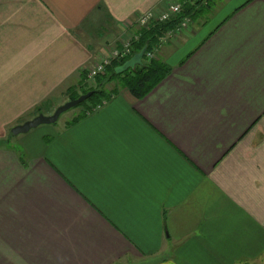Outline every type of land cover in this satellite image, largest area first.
<instances>
[{"label":"crops","instance_id":"obj_1","mask_svg":"<svg viewBox=\"0 0 264 264\" xmlns=\"http://www.w3.org/2000/svg\"><path fill=\"white\" fill-rule=\"evenodd\" d=\"M191 1L0 0V264L264 263V0ZM173 3L147 96L12 135Z\"/></svg>","mask_w":264,"mask_h":264},{"label":"trees","instance_id":"obj_2","mask_svg":"<svg viewBox=\"0 0 264 264\" xmlns=\"http://www.w3.org/2000/svg\"><path fill=\"white\" fill-rule=\"evenodd\" d=\"M190 11L191 10H184L183 16L190 14ZM176 21H173L163 27L152 26L147 30H142L141 39L134 47V55L143 49H146V53L149 52L159 36L162 35L167 28L173 27ZM131 58H128L120 63H115L112 67H110L109 72H107L105 76L109 75V81H118L120 85L126 87L135 97L144 98L165 78V76L169 73V69L158 60L147 62L144 57L143 64L141 66H137L135 70H129L125 73L117 74L115 72L116 68L123 66ZM89 92H94V95L90 100L84 102L76 108H84V111L74 120L75 122L84 118L88 113H90V111L99 107L103 102L108 101L111 95L104 90L92 89L87 90L84 95ZM77 98L79 97L73 96L71 100H75ZM94 99L96 101L92 102ZM85 106H88V108H85ZM37 112H42V109H38Z\"/></svg>","mask_w":264,"mask_h":264},{"label":"built area","instance_id":"obj_3","mask_svg":"<svg viewBox=\"0 0 264 264\" xmlns=\"http://www.w3.org/2000/svg\"><path fill=\"white\" fill-rule=\"evenodd\" d=\"M192 0L191 2H196ZM201 6H206L209 0H198ZM184 6L179 3L171 4L166 10L160 12L149 11L138 16L135 25L138 27V34L132 35L123 41L121 47L113 48L109 55L103 57L94 67L86 72V83L95 82L101 76L107 73L108 68L115 63H120L134 56V47L141 39L142 30H147L152 26L163 27L176 21L173 27L167 28L162 35L159 36L156 43L152 45L151 50L145 54L147 62H151L156 58L159 49L173 40L182 30L189 29L192 25V19L183 16ZM100 107V106H99ZM97 107V108H99Z\"/></svg>","mask_w":264,"mask_h":264},{"label":"water","instance_id":"obj_4","mask_svg":"<svg viewBox=\"0 0 264 264\" xmlns=\"http://www.w3.org/2000/svg\"><path fill=\"white\" fill-rule=\"evenodd\" d=\"M146 54V49H143L139 53L135 54L129 61H127L123 66H120L116 68L115 72L117 74L125 73L129 70H135L137 66H141L143 64V60ZM94 95V92H89L88 94L82 95L79 98L75 100H71L64 104L63 106L59 107L54 114L50 116H45L43 114H40L36 116L34 119L25 122L24 124L18 125L14 127L11 131L13 136H19L28 134L30 131L39 128L40 126L44 125H54L56 124L60 117L77 107H79L84 102H87L91 99V97Z\"/></svg>","mask_w":264,"mask_h":264},{"label":"rangeland","instance_id":"obj_5","mask_svg":"<svg viewBox=\"0 0 264 264\" xmlns=\"http://www.w3.org/2000/svg\"><path fill=\"white\" fill-rule=\"evenodd\" d=\"M183 3V2H182ZM190 3V2H189ZM154 60H157L156 58L154 59ZM111 73H112V71H111ZM110 73V74H111ZM106 75V74H105ZM105 75L104 76H101L100 78H98L95 82H92V83H87L86 85L87 86H89V88L88 89H86V88H84L83 90H82V92L81 91H78V95H80L81 93H85L87 90H89V89H92V90H100V86H102L103 84H107L108 82H110L109 81V75H107L106 76V78L107 79H104V77H105ZM104 79V80H103ZM105 89H106V87H105ZM104 89V91H106ZM84 95V94H83ZM82 96V95H81ZM78 97H80V96H78ZM94 101H96L95 99L92 101V102H94ZM78 110L79 109H72V110H70V111H68V112H66V113H64L61 117H60V122H64L65 120H68V119H70L75 113H77L78 112ZM40 115V114H39ZM262 264H264L263 262H262Z\"/></svg>","mask_w":264,"mask_h":264}]
</instances>
